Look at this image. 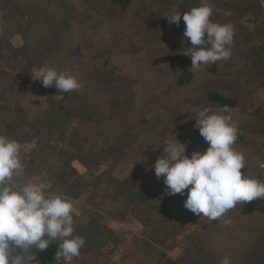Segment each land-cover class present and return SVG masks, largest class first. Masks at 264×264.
<instances>
[{
	"label": "rangeland",
	"instance_id": "obj_1",
	"mask_svg": "<svg viewBox=\"0 0 264 264\" xmlns=\"http://www.w3.org/2000/svg\"><path fill=\"white\" fill-rule=\"evenodd\" d=\"M221 1L132 0L125 10L112 0H0V135L18 141L24 153V172L11 183L17 189L35 183L72 203L73 235L85 244L71 264H163L169 257L179 264H221L225 257L230 264H264V198L214 220L197 216L184 207L186 195L165 194L154 170L176 139L189 157L207 150L194 116L210 108L231 116L243 136L234 144L245 157L241 171L264 182V0H231L247 13L239 24L218 11ZM205 2L213 7V22L234 26L231 58L194 68L182 86L189 58L183 50L190 46L182 43L185 23L169 24L164 16L173 10L183 16ZM255 17L258 32L252 31ZM167 56L175 59L155 64ZM42 67L69 73L82 87L58 100L55 87L35 80ZM117 74L128 90L117 86ZM215 88L237 101L235 109L210 102ZM60 102H67L66 110L58 109ZM117 128L132 139L125 156L81 157L85 148L71 141L81 136L113 149L107 139ZM100 179L111 182L101 187ZM146 189L169 197L161 210L165 223L161 217L153 224L154 212L143 209L139 194ZM120 230L126 245L96 260L91 241L104 237L105 252L112 251ZM37 260L41 264V252Z\"/></svg>",
	"mask_w": 264,
	"mask_h": 264
},
{
	"label": "clouds",
	"instance_id": "obj_2",
	"mask_svg": "<svg viewBox=\"0 0 264 264\" xmlns=\"http://www.w3.org/2000/svg\"><path fill=\"white\" fill-rule=\"evenodd\" d=\"M212 14L213 7L205 2L183 16L175 10L164 16L169 24L179 25L183 19L182 43L190 45L183 54L191 57L192 68L231 58L234 26L213 22ZM35 80L46 88L55 87L58 100L63 99V93L82 87L71 74L48 67L40 68ZM194 118V127L209 147L189 157L186 144L178 139L166 144L154 165L156 177L162 178L166 186L165 194L186 195L187 210L213 220L243 202L264 198V182L241 171L246 169L245 157L234 148L238 129L231 116L204 108ZM23 155L18 141L0 135V264H39L38 252L56 240L61 241L57 255L71 264L85 244L83 238L73 236V205L35 183L14 187L13 177L24 172ZM221 264H230L229 258L225 257Z\"/></svg>",
	"mask_w": 264,
	"mask_h": 264
},
{
	"label": "trees",
	"instance_id": "obj_3",
	"mask_svg": "<svg viewBox=\"0 0 264 264\" xmlns=\"http://www.w3.org/2000/svg\"><path fill=\"white\" fill-rule=\"evenodd\" d=\"M131 1L132 0H112V3L114 5L120 6L121 8L127 10L129 8V5L131 4ZM173 1H176V0H173ZM178 1H180V0H178ZM240 7H242V6H240ZM171 8L173 9V6H171ZM218 11L221 12L222 15H226L227 20L231 19V17L233 16L236 24H239L240 22L245 21L244 18L246 17L245 15L247 14V13H244L243 11L237 9V5L231 0H222L219 3V10ZM29 13H30V10H29ZM250 19H251V17H250ZM253 20L255 23L254 24L255 27H254V30H252V31L258 32L260 29V27L258 26V19L255 17V18H253ZM181 22H182V24H184L183 20ZM223 24H227V23L224 22ZM247 28L249 29V27H247ZM258 45H260V44H258ZM30 48L34 49L32 43L30 44ZM169 55H175V54H169ZM179 55H181V54H179ZM174 59L175 58L172 56L159 57L156 59L155 64L158 66V65H161V64L166 63L168 61H173ZM192 67H193L192 60H191V57L189 56L187 66H186L187 70L184 72V75L180 81V84L182 86L187 85L190 82V81H188V79L191 78L193 71H195L194 68H192ZM213 71H218L217 65L214 67ZM103 72L109 73L108 76H111V71H104L103 70ZM115 72H116L115 70L112 71V73H115ZM128 73L129 74L127 76L129 78L133 77L134 73H132L130 70L128 71ZM115 80L119 81V84H117V86H120L121 89H127L128 90V84H127V80L125 79V76L121 77L119 74H117L115 77ZM208 97H209L210 102H212L213 104H215L217 106L223 107V108L229 107V108L235 109L236 104H237L236 100H233L231 98L226 97L224 93H222L219 89H216V88L214 90H211V92L208 93ZM66 104H67V102L66 103L60 102L58 105V109L59 110H66L67 109ZM97 121L100 123H103V121L101 119H98ZM117 129L119 130V128H117ZM108 140H109V146L114 147L113 149H108V146L107 147L104 146L105 148L104 147H98L95 143L87 144L86 141L81 138V136L80 137H76V136L71 137V141L79 142L76 146H80L82 148H85L81 154V157H86L87 155H92V156L97 157V156L105 155V153L110 154L112 151L115 152V154L125 156L126 151H127L126 146L129 142L132 141V139L128 136V134L126 132L121 134L120 130L116 131V132H114L112 130L110 132V135L108 136L107 142H108ZM88 141H89V139H88ZM242 141H243V136H241L240 133H237L236 142H242ZM111 154H113V153H111ZM76 155H78V154H76ZM125 159L127 160V158H125ZM110 182L111 181H109L108 179H105V180L100 179V182L98 185L103 187V186H105V184L110 183ZM110 185H112V184H110ZM94 189L95 190L97 189V185L94 186ZM59 196H60V194H59ZM139 196L141 198L144 197V199L141 203V205H145L143 207V209L151 210L154 212V215L151 218L153 224H156L154 222L156 220L160 219L161 217H162V221L165 223V217L163 216L161 210L163 207L169 206V205H167L169 197L165 196L164 194H162L160 192L158 193L155 190L149 191L148 189L141 191ZM172 196H174V195H172ZM144 202H147V204H144ZM134 213H136V217L140 219L139 212L136 211ZM160 222L161 221L159 220L157 222V224ZM94 226L96 227L95 224H94ZM95 227L92 228V231H93L92 234L96 235V233H97V235H98V231ZM117 233H118V237H119V242H118V245L116 246V248L113 249L112 251L105 252V249H106L105 245H107V242L105 244L100 243V241L107 240L106 238L99 237L98 242H93V241H91V239H89L94 248L98 246V252L96 255V260L99 259V261H100L101 255H105L108 257V255H107L108 253H110V252L115 253L117 247H118V249L122 250V248L126 245V242H125L126 238L124 236L123 230H120ZM73 236L81 237V235H73ZM90 238H91V236H90ZM60 243H61V241H59V240L53 241V242H51V245L49 246L48 249L41 252V264H66L67 263V261H65L62 256L57 255V253L59 251ZM148 252H149V249L147 250L146 253L148 254ZM81 253H83L82 248L80 250V254ZM117 263L121 264V261H117ZM105 264H107V263H105ZM163 264H179V261H176V260L171 259L169 257V258L165 259Z\"/></svg>",
	"mask_w": 264,
	"mask_h": 264
}]
</instances>
